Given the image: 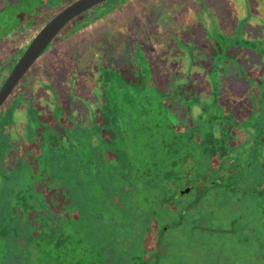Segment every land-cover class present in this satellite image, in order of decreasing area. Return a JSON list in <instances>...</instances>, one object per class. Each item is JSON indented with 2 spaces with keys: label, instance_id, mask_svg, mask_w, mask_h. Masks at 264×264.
Wrapping results in <instances>:
<instances>
[{
  "label": "flooded vegetation",
  "instance_id": "af4514ba",
  "mask_svg": "<svg viewBox=\"0 0 264 264\" xmlns=\"http://www.w3.org/2000/svg\"><path fill=\"white\" fill-rule=\"evenodd\" d=\"M74 1L0 0V88L30 41ZM190 1L195 0H106L74 17L0 106V114L13 124L7 131L18 136L22 128L25 137L38 123L49 121L64 127L57 116L55 86L64 95L82 85V91L98 103V113L105 105L129 104L131 95H137V100L149 98L150 103L161 96L150 68H177L183 77L177 83L180 87L193 86L200 78L207 81L206 72L194 64V58L186 57L182 63L185 54L164 46V36L179 37L180 44L185 43L181 30L193 25L189 26L188 19L207 23L221 5V0H199L204 5L188 9L185 6ZM174 11L177 17L172 18ZM171 18L174 29L178 27L175 33L169 32ZM126 50L140 60L142 57L144 63H124L120 55ZM162 51L170 53L175 64L161 61L158 54ZM216 51L220 50L212 53L216 84L206 91L207 98L193 95L200 108L193 122L185 127L171 123L186 137L194 134L197 142L210 144L196 145L195 150L208 148L215 155L209 161L199 154L197 161L184 162L183 186L166 204L168 208L151 216L146 228L139 224L137 234L110 241L102 264H264V68L259 80H253L249 71L242 70L243 75L230 68L227 74L228 68L217 64ZM152 58L160 65L152 64ZM200 71L203 76L198 78ZM192 76L198 79L190 84ZM225 80L229 87L223 88ZM161 98L166 110L168 99ZM195 121L212 124L214 129L195 134L194 129L186 128ZM141 229L144 234L139 233Z\"/></svg>",
  "mask_w": 264,
  "mask_h": 264
},
{
  "label": "trees",
  "instance_id": "16d2710c",
  "mask_svg": "<svg viewBox=\"0 0 264 264\" xmlns=\"http://www.w3.org/2000/svg\"><path fill=\"white\" fill-rule=\"evenodd\" d=\"M130 97L100 108L91 133L76 137L46 121L19 138L0 114V264H102L110 241L168 208L184 162L215 155L171 125L160 95Z\"/></svg>",
  "mask_w": 264,
  "mask_h": 264
},
{
  "label": "rangeland",
  "instance_id": "374dc122",
  "mask_svg": "<svg viewBox=\"0 0 264 264\" xmlns=\"http://www.w3.org/2000/svg\"><path fill=\"white\" fill-rule=\"evenodd\" d=\"M256 1L221 0V5L217 12L212 15L209 22L203 24L197 18H193L194 21L191 22L188 19L189 26L191 24L194 26L191 25V28L188 30H181V34L185 38V43H182V45L180 44L181 39L179 37L175 39L174 36L171 38L164 36L167 40L166 42L164 41V46L166 48L169 46L179 50L180 54H185L182 55V57L185 56L182 63H185L186 57L194 58L196 60L194 64L196 66L199 64V66L203 67V70L200 69L206 72L204 80L210 82L208 83L200 78L203 76V72L201 73L200 71V73L197 74L200 80L196 83L193 82V86L191 85L192 87L190 85L180 87L177 83L181 82L183 77L182 74L177 71V68L173 66L171 68H150V75L152 82L156 85V89L161 92L160 94L162 97L168 99L166 101L167 111L166 113L164 112V115H169L168 117H170L169 121L171 123L185 127L187 123L189 125L191 121L193 122L194 116L200 109L199 106L193 102V95L197 93V95L207 98L206 93L208 89L211 90V87L216 84L212 72V53L216 48L220 50L216 51L217 64H219L218 66L221 68H228L227 74H229V69L232 68L233 70H237L236 73L243 75L245 73H242V70L244 72L249 71L251 77L253 76V80H259L262 77L261 71L262 68H264V0H259L258 3ZM198 4L201 6L204 5L203 2L199 3V0L198 2L195 0L187 2L185 7L194 9ZM163 13H167V10H164ZM176 15L177 13L175 14V11L170 13L172 18L177 17ZM172 18L168 21V23L171 24L169 32L174 30L175 33L178 27L176 26L174 29L175 26L173 27L172 25L175 20ZM157 23L160 24L161 20ZM164 32L165 26L161 33ZM178 36H180V33H178ZM169 40H171V42H169ZM129 44H131L130 40L129 42L127 41V46ZM129 51L130 50H126L120 55V59L124 61V63L128 61L134 63L137 60H139L140 63H144L142 57L140 60L138 57L136 58V55L133 53L129 55ZM162 52L163 54L166 53L164 51ZM162 52L158 54V58L161 57V61H166V63L168 62L171 65L175 64L171 59L172 55L170 53L163 55ZM138 55H140V51H138ZM151 63H156L157 66L160 65V62L157 61L156 58H152ZM187 63H189L188 60ZM230 73L234 75L232 71ZM197 77L195 78L192 76L190 78V84H192V80L198 79ZM228 80L222 81L223 88L229 87L227 83ZM79 87L80 88L76 89L75 92L70 90L64 95L60 93V90L56 86L54 88L58 95L57 101L59 102V106L56 110L58 112L57 116L59 121L61 119L63 126L69 131V136L72 135L75 137L78 135L81 136L84 132L91 133L98 117L95 108L98 103H93L96 100L90 97L89 94L87 95L85 91H82V85ZM225 95L229 96L227 92ZM48 101L50 102V100ZM195 123L196 121L194 124ZM194 124H192L193 126H191V128L195 127ZM12 126V122H8L7 127L12 128ZM18 131V137L22 138L23 129L21 128V130ZM164 131L165 130H163V132ZM26 145L27 144L22 143L23 148Z\"/></svg>",
  "mask_w": 264,
  "mask_h": 264
},
{
  "label": "water",
  "instance_id": "95a60500",
  "mask_svg": "<svg viewBox=\"0 0 264 264\" xmlns=\"http://www.w3.org/2000/svg\"><path fill=\"white\" fill-rule=\"evenodd\" d=\"M106 0H76L57 13L26 46L9 77L0 88V106L29 67L48 47L55 35L74 17Z\"/></svg>",
  "mask_w": 264,
  "mask_h": 264
}]
</instances>
